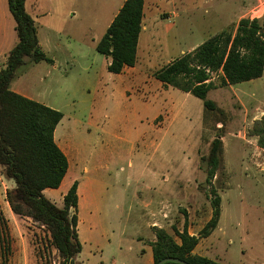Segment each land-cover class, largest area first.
I'll list each match as a JSON object with an SVG mask.
<instances>
[{
  "label": "rangeland",
  "instance_id": "1",
  "mask_svg": "<svg viewBox=\"0 0 264 264\" xmlns=\"http://www.w3.org/2000/svg\"><path fill=\"white\" fill-rule=\"evenodd\" d=\"M42 1L41 8L30 12L41 38V23L57 28L50 44L45 43L57 66L27 60L14 82L29 97L64 113L57 135L71 147V167L62 184L46 188L45 194L63 206L75 180L80 182L78 193L85 191L83 202L79 193L78 207L83 249L75 261L150 264V231L139 220L143 199L160 194L171 200L165 202L163 224L174 233L185 219L192 226L205 220L215 187L221 197L225 253L234 255L237 264L264 263V150L249 135L264 113V73L223 85L222 73L212 72L208 97L220 110L207 116L201 98L154 76L219 31L235 33L242 17H260L264 25V0H146L137 49L140 73L128 72L135 77L125 80L106 68V56L95 47L119 0ZM1 23L9 35L4 47L11 48L18 35L7 0H0V38ZM4 55L0 64L7 61ZM218 119L222 128L216 126ZM217 134L225 166L208 183L206 158ZM79 147L76 163L73 154ZM11 185L14 181L0 166V264H59L62 257L47 226L12 211L6 198Z\"/></svg>",
  "mask_w": 264,
  "mask_h": 264
},
{
  "label": "trees",
  "instance_id": "2",
  "mask_svg": "<svg viewBox=\"0 0 264 264\" xmlns=\"http://www.w3.org/2000/svg\"><path fill=\"white\" fill-rule=\"evenodd\" d=\"M7 1L15 19L18 41L9 50L5 66L0 69V166L5 176L14 181V186L6 191V198L14 213L29 216L47 226L62 257L59 264H81L75 261L83 249L78 232L79 181L75 180L64 194L63 206L57 205L44 192L46 188H58L69 169L68 157L54 137L64 113L11 88L17 71L27 60L52 62L53 59L39 42L35 18L26 7L27 0ZM144 6L145 0H125L96 42V49L110 57L109 71L118 73L125 66L136 64ZM214 71L222 73L223 85L263 75L264 25L260 17H242L235 33L226 29L219 31L157 69L154 76L166 85L201 98L204 116H207V112L220 110L216 101L208 97L214 87L211 77ZM219 123L221 126L217 128H222L223 121L218 119L216 126ZM249 134L257 136V144L264 149V113L254 120ZM223 154V140L217 134L206 158L208 183L224 166ZM211 193L214 196L211 199L213 213L198 235L189 233L187 219L183 230L175 227L174 233L164 227H154V264L168 256L182 258L191 264H223L194 253L200 238L217 226L221 216V197L215 187Z\"/></svg>",
  "mask_w": 264,
  "mask_h": 264
},
{
  "label": "crops",
  "instance_id": "3",
  "mask_svg": "<svg viewBox=\"0 0 264 264\" xmlns=\"http://www.w3.org/2000/svg\"><path fill=\"white\" fill-rule=\"evenodd\" d=\"M124 1L125 0H119L117 3L114 4L115 10L113 11V14H112V16H111V18L109 20V24L111 23V21L113 20L114 16L117 14V12L121 8V6L123 5ZM41 5H43V1L42 0H27V2H26V7H27L29 12L31 10L32 11H36L37 8H41ZM145 8H146V0H145V6H144L143 29L145 27L144 24H145V19H146L145 18ZM30 13L32 14V12H30ZM4 16L7 18V16H8L7 13H5ZM33 17L35 18L34 15H33ZM35 25H36V28H37V35H38V38H39V42H40L42 48L45 50L47 55L53 59L52 62H49V61H46V60H41V61H38L37 63H41L42 61L43 62H48L49 64L52 65V67H56L57 66V58H55L53 55H51V50L49 48H47V45L50 44V41H49L50 40V36H52L53 34L57 33L58 30H57V28L55 26H53L49 22L41 23V31H42V34H43V37L41 38L39 25L37 24V20L36 19H35ZM1 26L3 27V32H2L3 36H1V38H0L1 39L0 48L2 46H3V48H2V50L0 49V59L3 57V59L5 58V60H6V55H4V52L8 54L9 50L16 43L11 48L9 47V48L6 49L4 47V45L6 44L8 38H9V35H8V32L4 30L7 27L4 26V24H2V23H1ZM53 36H55V35H53ZM45 43H47V45ZM56 44H57L56 47H58L59 49L62 47L61 43L57 42ZM138 44H139V42H138ZM49 47H51V46H49ZM68 51L70 53L69 56H72L73 55L72 51L70 49H68ZM109 62H110V57L106 56V68L107 69H108ZM4 63H5V61H3V63L1 62V64H0L1 68L5 66ZM139 71L140 70L137 68V65L135 64L133 66H125L123 68V70L121 72H118L117 74L120 75L121 80H125L126 77L127 78H134L136 76V74L140 73ZM128 72L129 73H133L132 75H135V76H133V77L128 76V74H127ZM11 88L14 91H16V92L21 93V94L29 97L28 94H26L25 92H23L21 90L20 85H16L15 84L14 79L11 82ZM44 104H46V103H44ZM46 105H48V104H46ZM49 106H51V105H49ZM51 107H53V106H51ZM63 118H64V116H63ZM58 125H57V127L55 129L54 137H55V140H56L57 144L62 148V150L67 155L68 160H69V169H70V167H71L70 155L73 152L71 151L70 145L65 140H63L62 138H59V136L57 135ZM250 140H251V142H254L255 144H257V136L250 135ZM257 147L262 149V150H264L259 145H257ZM74 150H76V148H74ZM79 153H80V147H79V149L77 148L75 154H73V158H74L76 163H78ZM74 155H75V157H74ZM224 166H225V162H224ZM74 173L76 174V171H74ZM73 177H75V175H73ZM79 184H80V182H79ZM12 186L13 185H11L10 187H12ZM78 188H79V186H78ZM44 192H45V190H44ZM84 192L85 191L83 189H81L80 192H79L80 195H81V201L82 202H83L82 197L85 195ZM169 201H171V200H169ZM169 201H166L164 198H162V196L160 194H158L157 197L153 196L152 198H149V199H146V200L143 199L142 208L139 209V211H140L139 220L141 221V224L145 227V229L150 231V235H149L148 240H147V242L149 243L150 250L152 251L150 264H154L153 247H152V242L155 241V239H156L154 227L155 226H159V227H164L167 230H169L163 224V222L165 221L164 219L168 217V213H167V210H166V206H168V204L165 203V202H169ZM206 213H207V216H206L205 220L202 223H200L199 225L192 226L191 224H188V231H189L190 234H194V235H198L199 234L200 230L204 227V225L207 223V221L211 218L212 213H213V208H210ZM221 222H222V209H221V216H220V219H219V222H218L217 226L207 236H204V237L200 238L199 242L197 243V245L194 248V253L202 255V256L209 257V258H211L213 260H216V261H218L220 263H223V264H237V262L234 260V255H227L225 253V251H224V247H223L224 231L222 230L223 227L221 225ZM184 223L182 224V226L178 225L176 228H178L180 231H182L183 228H184ZM262 228H264V221H262ZM221 231H223V232L221 233ZM262 233H264V232H262ZM176 237L178 238V236H176ZM262 238H263V242H264V236ZM178 240H179V238H178ZM230 242H232V239H230ZM239 264H241V262ZM262 264H264V263H262Z\"/></svg>",
  "mask_w": 264,
  "mask_h": 264
},
{
  "label": "water",
  "instance_id": "4",
  "mask_svg": "<svg viewBox=\"0 0 264 264\" xmlns=\"http://www.w3.org/2000/svg\"><path fill=\"white\" fill-rule=\"evenodd\" d=\"M166 262H175V263H179V264H191L188 261H186L182 258H179V257H175V256L164 257L161 260H159L157 264H164Z\"/></svg>",
  "mask_w": 264,
  "mask_h": 264
}]
</instances>
